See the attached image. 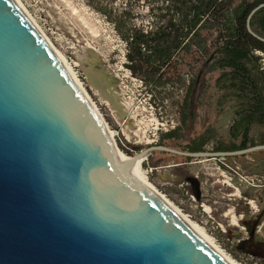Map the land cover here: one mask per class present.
Here are the masks:
<instances>
[{
  "label": "water",
  "instance_id": "1",
  "mask_svg": "<svg viewBox=\"0 0 264 264\" xmlns=\"http://www.w3.org/2000/svg\"><path fill=\"white\" fill-rule=\"evenodd\" d=\"M246 29L255 39L251 16ZM121 157L70 68L16 0H0V264H228ZM186 181L200 197V182Z\"/></svg>",
  "mask_w": 264,
  "mask_h": 264
},
{
  "label": "rangeland",
  "instance_id": "2",
  "mask_svg": "<svg viewBox=\"0 0 264 264\" xmlns=\"http://www.w3.org/2000/svg\"><path fill=\"white\" fill-rule=\"evenodd\" d=\"M17 1L64 58L105 127L112 132L121 154L130 157L157 145L162 133L181 124L182 116L187 121L180 129L177 147H173L176 150L207 128H213L224 142L239 141L230 136L236 102L227 97L222 99L223 105L219 104L222 92L215 85L219 72L209 73L204 68L206 54L194 46L180 51L164 69L165 77L171 79L166 87L155 89L144 80L131 78L120 26L154 28L164 14L159 1ZM126 10L129 14L125 15ZM202 33L210 51L216 32L204 29ZM260 55L264 68V54ZM89 72L96 75L99 83L110 81L127 106L108 101L99 83L98 87L92 84ZM193 81L185 110L184 97ZM262 133L261 128L253 127L250 137L258 142ZM121 143L131 148L133 155H128ZM213 145L207 144L206 151H211ZM141 167L144 179L188 221L201 228L235 264H264V153L253 152L236 160L218 157L186 161L182 155L152 151ZM146 168L148 174L144 173ZM189 176L200 182L199 198L186 181Z\"/></svg>",
  "mask_w": 264,
  "mask_h": 264
},
{
  "label": "trees",
  "instance_id": "3",
  "mask_svg": "<svg viewBox=\"0 0 264 264\" xmlns=\"http://www.w3.org/2000/svg\"><path fill=\"white\" fill-rule=\"evenodd\" d=\"M156 1L161 3L164 14L154 28L144 32L136 26H120V35L126 43L127 69L155 89L164 88L171 83V79L165 77L164 69L180 51L194 46L206 54L204 68L209 73L219 72L215 79L216 87L222 92L219 104L223 105L222 99L227 97L236 102L230 136L238 139L237 143L224 142L217 138L213 128H207L179 148L180 151H206L205 146L210 142L214 144L211 149L214 152L237 151L264 144V68L260 61L264 42L255 39L246 29L249 13L264 0ZM124 13L129 14L127 10ZM250 26L254 33L264 38V7L251 16ZM204 29L216 32V42L210 44L214 45L210 51L202 33ZM194 82L184 97L185 110ZM180 120L179 126L160 135L157 145L177 147L175 142L180 139V129L187 119L182 116ZM253 127L263 130L258 142L250 137ZM120 146L128 155H133L131 148L123 143ZM257 152L264 153V150ZM245 156L225 158L236 160ZM185 159L191 161L193 158ZM243 196L251 198V195Z\"/></svg>",
  "mask_w": 264,
  "mask_h": 264
},
{
  "label": "bare ground",
  "instance_id": "4",
  "mask_svg": "<svg viewBox=\"0 0 264 264\" xmlns=\"http://www.w3.org/2000/svg\"><path fill=\"white\" fill-rule=\"evenodd\" d=\"M17 1V0H16ZM18 2V1H17ZM19 3V2H18ZM20 4V3H19ZM21 6V5H20ZM22 7V6H21ZM23 8V7H22ZM24 9V8H23ZM25 11V10H24ZM26 12V11H25ZM27 13V12H26ZM28 14V13H27ZM29 16V15H28ZM30 17V16H29ZM34 22V21H33ZM35 23V22H34ZM36 24V23H35ZM38 27V26H37ZM60 55V54H59ZM61 56V55H60ZM62 57V56H61ZM63 58V57H62ZM64 60V58H63ZM72 72V71H71ZM90 77L93 79L92 80V84H94L95 86L98 87L99 81H97V77L94 73L89 72ZM96 79V81H94ZM79 83V82H78ZM80 84V83H79ZM81 86V85H80ZM82 87V86H81ZM99 87L101 89V91L103 92V94L108 98V101L118 105V106H122V107H126L127 106V101L124 100V98L122 97L121 93H119L118 91H116L112 86H111V82L107 81V83H99ZM83 91L86 93V91L84 90V88H82ZM87 94V93H86ZM108 130V129H107ZM108 133L110 135V137L112 138V140L114 141V136L112 135V132L110 130H108ZM115 143V142H114ZM120 153V152H119ZM121 157L127 159V156L121 154ZM144 160V158L140 161H138L135 166H134V170L135 173L137 175V177L144 183L146 184L150 189H152L155 193H157L158 195H160V193H158V191L152 187V185H150V183L148 181H146L143 177L142 174V169H141V163ZM162 197V195H160ZM165 200V199H164ZM166 201V200H165ZM167 202V201H166ZM168 203V202H167ZM172 206V205H171ZM173 207V206H172ZM174 208V207H173ZM175 209V208H174ZM176 210V209H175ZM177 211V210H176ZM178 212V211H177ZM180 214V212H178ZM185 220L186 222L192 227V229L198 233V235H200L228 264H235L228 256H226L224 253H222V251L214 244V242L212 241V239L210 237H208L204 231L199 228L198 226L194 225L193 223H191L190 221H188L182 214H180Z\"/></svg>",
  "mask_w": 264,
  "mask_h": 264
},
{
  "label": "built area",
  "instance_id": "5",
  "mask_svg": "<svg viewBox=\"0 0 264 264\" xmlns=\"http://www.w3.org/2000/svg\"><path fill=\"white\" fill-rule=\"evenodd\" d=\"M144 30V32H147V31H149V30H145V29H143ZM151 30V29H150ZM130 72V71H129ZM130 75L132 76L131 78H133V79H135V80H139V81H141L142 82V79L140 78V77H138V76H133L132 74H131V72H130ZM141 169H142V167H141ZM144 170V173L145 174H148L149 173V170H147V168L146 169H143Z\"/></svg>",
  "mask_w": 264,
  "mask_h": 264
}]
</instances>
